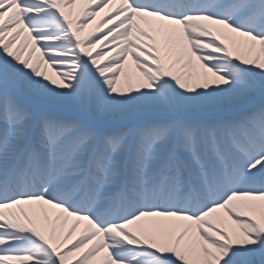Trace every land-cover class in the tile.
Instances as JSON below:
<instances>
[{
    "label": "snow or ice",
    "instance_id": "6c2138e0",
    "mask_svg": "<svg viewBox=\"0 0 264 264\" xmlns=\"http://www.w3.org/2000/svg\"><path fill=\"white\" fill-rule=\"evenodd\" d=\"M0 264H264V0H0Z\"/></svg>",
    "mask_w": 264,
    "mask_h": 264
}]
</instances>
